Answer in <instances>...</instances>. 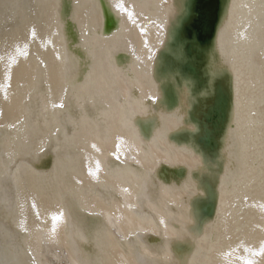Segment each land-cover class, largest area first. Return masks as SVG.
I'll return each mask as SVG.
<instances>
[{"label":"bare ground","instance_id":"bare-ground-1","mask_svg":"<svg viewBox=\"0 0 264 264\" xmlns=\"http://www.w3.org/2000/svg\"><path fill=\"white\" fill-rule=\"evenodd\" d=\"M190 7L0 0V264H264V0H219L199 87ZM216 78L210 157L192 115Z\"/></svg>","mask_w":264,"mask_h":264},{"label":"water","instance_id":"water-1","mask_svg":"<svg viewBox=\"0 0 264 264\" xmlns=\"http://www.w3.org/2000/svg\"><path fill=\"white\" fill-rule=\"evenodd\" d=\"M218 9L219 0H191V13L180 29L182 37L186 40L184 45L186 54L191 57L180 64L179 70L182 73L190 74L198 87L204 84L205 80L202 79L201 73L198 71L202 63L193 47L205 46L210 42ZM109 25L110 19L106 17L105 26ZM228 104L229 94L225 80L216 78L213 81V93L208 97L207 105L202 110L198 109L197 115H192V120L197 122L199 130L202 132L197 139L206 145L204 150L210 157L214 155L217 146L215 140L225 124ZM205 192V197L195 201L196 207L202 215L211 216L214 202L210 183L205 185Z\"/></svg>","mask_w":264,"mask_h":264},{"label":"snow or ice","instance_id":"snow-or-ice-1","mask_svg":"<svg viewBox=\"0 0 264 264\" xmlns=\"http://www.w3.org/2000/svg\"><path fill=\"white\" fill-rule=\"evenodd\" d=\"M54 219H55V217H54Z\"/></svg>","mask_w":264,"mask_h":264}]
</instances>
